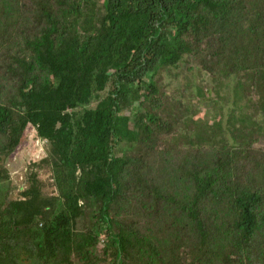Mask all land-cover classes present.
I'll use <instances>...</instances> for the list:
<instances>
[{
    "label": "trees",
    "instance_id": "obj_1",
    "mask_svg": "<svg viewBox=\"0 0 264 264\" xmlns=\"http://www.w3.org/2000/svg\"><path fill=\"white\" fill-rule=\"evenodd\" d=\"M187 56L264 116V0H0V181L29 128L46 147L0 199V264H264V120L182 134L160 74Z\"/></svg>",
    "mask_w": 264,
    "mask_h": 264
},
{
    "label": "rangeland",
    "instance_id": "obj_2",
    "mask_svg": "<svg viewBox=\"0 0 264 264\" xmlns=\"http://www.w3.org/2000/svg\"><path fill=\"white\" fill-rule=\"evenodd\" d=\"M194 63L197 62L187 56L178 67L165 68L160 74V83L166 93L168 112L165 114L179 124L182 134L187 135L196 144L217 143L226 136L221 134V129L216 123L229 119L230 115L239 117L244 113L248 126L255 118L259 122L264 120L258 108L262 95L260 92L250 86L246 87L243 82L236 81L235 77L217 78L203 72ZM190 67H193V70H189ZM257 109L259 114L254 117L253 112ZM238 117L234 119V128L237 130L246 127ZM214 126L216 130H211ZM35 135V130L29 128L24 143L6 161L10 179L0 181V199L6 192H9L11 198H16L20 191L27 187L29 161L34 157L40 159L46 148L44 140ZM255 146L264 149V137H260ZM36 170L45 183V190L50 191L52 185L49 167L37 166Z\"/></svg>",
    "mask_w": 264,
    "mask_h": 264
}]
</instances>
